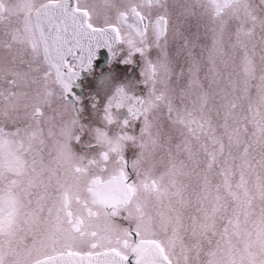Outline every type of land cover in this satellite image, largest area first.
Wrapping results in <instances>:
<instances>
[{
  "label": "snow or ice",
  "instance_id": "6c2138e0",
  "mask_svg": "<svg viewBox=\"0 0 264 264\" xmlns=\"http://www.w3.org/2000/svg\"><path fill=\"white\" fill-rule=\"evenodd\" d=\"M179 7L173 23L168 0H133L114 20L94 0H0V25L12 18L17 25L5 27L0 44L8 50L18 46L20 63L28 65L22 71L0 64V81L8 85L0 87V115L18 112L23 99L35 125L15 131L0 127V236L9 237L7 246L0 242V264H201L202 252L203 264H264V209L248 227L253 200H264V0L259 5L254 0H195V5ZM195 7L212 21L207 43L199 42L198 32L190 36L183 30L180 17L197 15ZM101 14L102 24L96 22ZM170 32L178 43L176 57L182 58L178 70L169 57ZM117 42L127 45L126 63L140 55L148 95L141 99L120 87L108 99L105 126L92 134L97 145L106 142L111 148L88 163L107 172L110 153H119V167L106 178L90 176L87 196L73 194L66 187L73 178L59 162L73 155L69 141L79 139L73 128L83 126L68 93L81 71L92 68L97 50H111ZM153 48L159 50L155 60L149 56ZM24 53L31 61L23 59ZM41 58L43 69L36 63ZM221 65L232 70L225 73ZM173 77L177 85L184 81L179 106L169 95L176 91L170 88ZM37 84L31 95L22 90ZM54 95L72 113L59 127L56 166L43 159L39 119L41 105L50 106ZM161 104L179 140L175 154L169 150L159 180L143 182L145 190L158 194L155 214L136 204L133 215L128 208L140 168L160 146L149 114ZM113 108H126L132 121L142 118L139 136L124 131L128 121L119 122ZM112 126L119 131L112 132ZM48 135H53L51 129ZM128 143L139 148L131 161L132 182L124 156ZM149 169L155 171V164ZM75 171L87 169L77 166ZM252 174L255 195L248 187ZM100 209L105 225H89L87 220L98 217Z\"/></svg>",
  "mask_w": 264,
  "mask_h": 264
},
{
  "label": "flooded vegetation",
  "instance_id": "af4514ba",
  "mask_svg": "<svg viewBox=\"0 0 264 264\" xmlns=\"http://www.w3.org/2000/svg\"><path fill=\"white\" fill-rule=\"evenodd\" d=\"M92 2V0H90ZM97 4L98 9H103L104 0H94ZM254 2L259 5V0H254ZM169 10L172 15L173 23L177 20V15L181 9L171 8V0H168ZM197 15L190 16L187 19L180 17V21L183 25V30L186 34L190 35L192 33H199L200 43L202 40L208 36L210 33L207 29L212 25V21L207 15H202L203 8H194ZM110 17L114 20V13H109ZM97 23H103V15ZM16 20L12 18L11 22L7 25H0V41L6 39L4 36L5 27L11 28L15 27ZM194 38V37H193ZM227 43V40H226ZM178 43L172 40L171 32L169 33V57L174 61V67L178 70L182 58L180 60L176 57V48ZM157 49L153 48L149 51V56L155 60L158 56ZM116 54V59L113 60V55ZM239 57V51L237 54ZM16 56V60L13 63V57ZM129 58V50L126 44L115 43L114 47L109 50L108 48H100L99 52L96 53V57L93 61L92 68L90 70H82L80 76L73 82L70 92L68 93V100L72 101L76 107V118L79 120L80 126L73 128V137H78L79 139H72L69 141V147L73 154L81 158L83 164H87L89 160L96 158L101 151L99 145L95 143L92 130L96 128H103L105 126L104 116V106L107 104L108 99L114 94L115 90L120 87H124L130 94L138 98H146L148 95L149 87L143 80L144 77L141 74V68L143 66V61L139 54H133L132 62L126 63ZM23 59L25 61H31V56L28 53H24ZM43 69L44 65L41 61H37ZM0 64H6L9 67L16 68L17 70L27 71L28 65L20 63V56L18 51V46H13L11 50L5 49L2 44H0ZM36 64H33L35 67ZM31 75L39 76V72H34ZM183 80L180 81V86L183 85ZM175 85V86H174ZM176 84L175 77H173V82L170 87L179 86ZM49 86L56 91H59L54 83H49ZM0 87L7 89L8 85L0 81ZM40 85H30L28 88L22 89L28 92L30 95L33 94L34 90L39 88ZM158 88L161 86L158 85ZM51 104L41 105L43 115L39 118L41 123L40 127L44 130L43 138L45 140L44 145L40 146L42 148V155L44 161L47 163L56 155L55 141L59 139V127L62 122L70 120L72 113L70 111H65L63 107V102L58 99L57 96H52L50 98ZM25 101L21 100V106L18 112H10L8 117L0 115V127H3L5 131H15L16 128H25L28 125H32L34 122L30 118L29 113H31L32 108H24L23 104ZM96 104L97 107H93ZM165 109V105L161 104L158 109L153 110L149 114V119L153 122L160 114L162 110ZM113 114L116 116L119 122L125 120L128 121V126L124 129L129 135L139 136L140 128L143 125L142 118L136 121L130 119V114L126 108L123 109H112ZM53 132L52 136L48 135L49 129ZM112 132L119 131L115 126L110 129ZM145 139H148L145 137ZM139 153V148L133 146L131 143L126 144L124 149L125 160L128 164L127 171L130 174L129 182L135 180V174L131 170V161L136 158ZM151 157L144 163L147 167L151 164ZM117 222L127 226V221L123 220L122 217L115 218ZM182 262V260L180 261Z\"/></svg>",
  "mask_w": 264,
  "mask_h": 264
},
{
  "label": "clouds",
  "instance_id": "9594fccd",
  "mask_svg": "<svg viewBox=\"0 0 264 264\" xmlns=\"http://www.w3.org/2000/svg\"><path fill=\"white\" fill-rule=\"evenodd\" d=\"M34 2L38 3L39 0H34ZM132 3L133 0H104L103 6L108 14L114 13L115 17L118 11L126 9ZM100 148L101 150H110L111 145L104 142L100 144ZM117 155H119V153H110V160L107 164V172H100V164H83L81 162V158L76 157L74 154L70 158H63L59 163L62 165L67 175L73 178L72 181L66 186L67 190L71 191L73 194L79 193L82 196H87L85 189L87 187V181L89 177L92 175H101L106 178L108 175L114 173L119 167L116 159ZM56 163L57 162L55 161L54 157L49 162H47V164H52V166H56ZM77 166L86 168L87 172L76 173L75 169ZM159 173L156 170H150L149 166L145 167L144 164H142L140 168V177L136 179L137 192L133 198L132 205H130L128 208V211H132L133 215H135L134 206L136 204L145 206V211L155 214V211L159 207L158 194L145 190L143 187V182L150 181L151 179L159 180ZM164 183H166V180L162 182V186ZM164 202L166 203L167 201ZM73 210L79 212V206L73 204ZM99 211L100 214L98 217L87 220L89 225H95L98 228H101L105 225L107 221L106 217L104 216V210L100 209ZM8 239L9 237L7 235L0 236V242H5V246H7L6 242ZM9 258L11 259V257Z\"/></svg>",
  "mask_w": 264,
  "mask_h": 264
},
{
  "label": "rangeland",
  "instance_id": "374dc122",
  "mask_svg": "<svg viewBox=\"0 0 264 264\" xmlns=\"http://www.w3.org/2000/svg\"><path fill=\"white\" fill-rule=\"evenodd\" d=\"M182 4H193L195 5V0H171V8L173 9H180L179 5ZM257 32L259 34V29H257ZM208 36L205 38V40H202L201 43H207L208 42ZM260 48L257 47L256 50V63L259 68V56H260ZM236 60H237V65L239 64V57L236 55ZM221 70L224 71L225 73L231 71V67L228 69H224L223 66L221 65ZM184 85V81L183 84ZM175 86V85H174ZM180 85L176 87H170V88H175V92H169V95L173 98V103L177 106L180 105V99H179V90H180ZM162 114H160L153 122H152V128H151V133L152 136H156V134L159 132L160 137H159V143L160 146L155 150L154 153L151 155V164H155L156 166V171L162 172L164 168L167 165L168 162V152L171 149L173 154H175V143L179 140V134L178 131L173 128V126L169 123L168 121V113H167V108L165 107L164 110H162ZM49 129V128H47ZM168 136H171L172 139L169 141L167 139ZM259 156L257 155V159ZM46 163V162H45ZM47 164V163H46ZM254 182H255V174H252L249 177V190L250 192L255 195V187H254ZM264 209V200L260 198H255L252 203V214L249 217V225L248 227L251 229L253 226V223L258 222L259 219L261 218V210ZM191 211V209H189ZM208 245H205V250H207ZM87 249H81V251H86ZM206 259L204 253H201V264H203V261ZM191 260V257H190ZM182 264V262H180Z\"/></svg>",
  "mask_w": 264,
  "mask_h": 264
},
{
  "label": "water",
  "instance_id": "95a60500",
  "mask_svg": "<svg viewBox=\"0 0 264 264\" xmlns=\"http://www.w3.org/2000/svg\"><path fill=\"white\" fill-rule=\"evenodd\" d=\"M97 52H99V49L97 50Z\"/></svg>",
  "mask_w": 264,
  "mask_h": 264
}]
</instances>
